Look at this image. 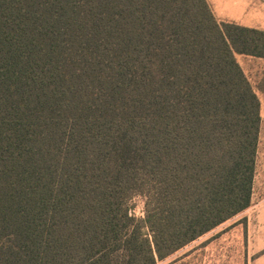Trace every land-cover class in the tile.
Returning a JSON list of instances; mask_svg holds the SVG:
<instances>
[{
    "label": "trees",
    "instance_id": "16d2710c",
    "mask_svg": "<svg viewBox=\"0 0 264 264\" xmlns=\"http://www.w3.org/2000/svg\"><path fill=\"white\" fill-rule=\"evenodd\" d=\"M236 54L264 30L206 0H0V264H156L249 208Z\"/></svg>",
    "mask_w": 264,
    "mask_h": 264
},
{
    "label": "rangeland",
    "instance_id": "374dc122",
    "mask_svg": "<svg viewBox=\"0 0 264 264\" xmlns=\"http://www.w3.org/2000/svg\"><path fill=\"white\" fill-rule=\"evenodd\" d=\"M219 21L264 30V0H215L212 7ZM236 61L260 102V133L252 203L220 226L156 264H264V58L236 54ZM129 205L143 215V198Z\"/></svg>",
    "mask_w": 264,
    "mask_h": 264
},
{
    "label": "crops",
    "instance_id": "0c3cea01",
    "mask_svg": "<svg viewBox=\"0 0 264 264\" xmlns=\"http://www.w3.org/2000/svg\"><path fill=\"white\" fill-rule=\"evenodd\" d=\"M209 6L212 7L213 3H215V0H206Z\"/></svg>",
    "mask_w": 264,
    "mask_h": 264
}]
</instances>
